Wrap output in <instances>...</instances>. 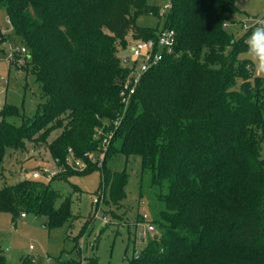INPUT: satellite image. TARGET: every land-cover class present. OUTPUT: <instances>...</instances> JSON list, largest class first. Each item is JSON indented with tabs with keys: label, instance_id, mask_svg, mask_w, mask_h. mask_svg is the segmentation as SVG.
Listing matches in <instances>:
<instances>
[{
	"label": "trees",
	"instance_id": "trees-1",
	"mask_svg": "<svg viewBox=\"0 0 264 264\" xmlns=\"http://www.w3.org/2000/svg\"><path fill=\"white\" fill-rule=\"evenodd\" d=\"M169 4L161 15V6L148 0H0L13 29L5 34L0 27V43L25 49L10 63L24 57L42 99L33 116L14 105L0 109V168L6 149L47 142L62 129L47 144L59 173L49 183L31 177L0 188V212L14 219L44 216L48 228L60 227L73 217L72 199L52 182L95 169L101 171L97 196L119 205L128 174L106 164L119 151L141 157L165 206L151 221L156 233L129 264H264V84L253 76L252 63L238 58L250 31L235 40L226 29L238 12L236 0ZM145 15L162 25L140 26ZM166 28L177 33L173 54L143 75L125 108L120 92L129 71L118 46L127 49L132 40L156 38ZM111 132L100 167L81 171L68 163L71 154L83 160L97 154ZM0 264H6L2 254ZM19 264L36 262L28 256Z\"/></svg>",
	"mask_w": 264,
	"mask_h": 264
},
{
	"label": "rangeland",
	"instance_id": "rangeland-1",
	"mask_svg": "<svg viewBox=\"0 0 264 264\" xmlns=\"http://www.w3.org/2000/svg\"><path fill=\"white\" fill-rule=\"evenodd\" d=\"M169 2L148 0V3L161 6L162 9ZM236 5L238 12L230 15L226 29L235 40H239L251 30L258 16H264V0H236ZM159 22L162 25V20L150 15L140 16L137 20L140 26L150 28L157 27ZM244 24L250 28L245 29ZM0 27L5 34L13 30L5 8H0ZM11 47L20 46L12 42L0 43V109L5 104L14 105L27 116H33L42 101L41 88L36 77L25 71L23 56L15 65L10 63ZM126 50L118 46L119 57ZM238 58L252 63L244 52ZM11 59H15V56ZM251 71L253 76H257L253 68ZM260 77L264 84V76ZM240 83L238 81V86ZM9 120L16 124L20 122L16 117ZM61 131L59 128L53 130L47 142L39 139L27 141L24 150L6 149L0 168V188L31 179V173L35 170L59 171L47 144ZM119 144L120 139L115 140L116 148ZM102 157V154H97L92 167H100ZM106 164L112 172L125 171L128 174L124 188L126 196L119 205L104 200L99 209L94 208V199L99 197L97 194L101 182V171L95 169L87 174L72 175L68 180L57 179L52 182L53 187L62 192L63 198L69 196L72 199L73 217L60 227L48 228L44 216L27 214L14 219L11 213L0 212V254L4 256L6 264H19L28 256L36 264H58L68 260H77L80 264L92 257H97L98 264H129L136 251H140L157 231L154 226V231L142 237L141 233L147 227L142 216L146 214L152 224L151 221L159 218L165 206L154 196L151 172L142 169L139 155L127 157L116 151L107 158ZM36 180L49 183L51 179L41 176ZM109 191L108 188L107 199ZM63 198L57 201V205L61 204ZM103 217L107 220L104 221Z\"/></svg>",
	"mask_w": 264,
	"mask_h": 264
},
{
	"label": "built area",
	"instance_id": "built-area-1",
	"mask_svg": "<svg viewBox=\"0 0 264 264\" xmlns=\"http://www.w3.org/2000/svg\"><path fill=\"white\" fill-rule=\"evenodd\" d=\"M170 8V4H168L165 9L161 10V15H165L167 10ZM167 9V10H166ZM256 21L264 22V16H258ZM245 29H249L248 24H244ZM177 43V33L174 29H161L158 33L156 38L151 39H137L132 40L129 44V47L125 51L123 55L120 56L121 64L124 68H126L129 73L124 80L120 96L122 98V102L125 105V108L129 105L130 101L132 100V97L135 95L137 87L139 86L141 79L143 75L159 65H161L165 59L172 55L175 49ZM21 51L22 53L25 52V49L22 48H13L11 47V53L9 58L11 59L14 55V52ZM122 120V116L119 117V119L116 120L115 126L117 127L119 123ZM113 137V132H111L108 136H106L103 139L102 142V150L99 151L97 154H102V160L105 158L106 150L108 148V145L111 141V138ZM97 154L93 153H86L84 159H76L72 154L67 159L68 163H74L75 167L78 170L84 171L90 167V165L93 164L94 158L97 156ZM103 162V161H102ZM102 162H100V165H102ZM60 171V170H59ZM59 171H50L47 169L43 170H35L32 171L31 177L34 179H37L41 176H45L48 179H52ZM104 196L101 195L100 197H96L94 199L95 203V209H99L100 203L103 202ZM99 212V210H98ZM24 217V215H22ZM144 218V222H147V227L145 231L141 233L142 237H145L152 231H154V226L149 223L148 216L144 214L142 216ZM103 220H107L106 217H103ZM139 255V251H136L135 256ZM80 264H88L86 261H83Z\"/></svg>",
	"mask_w": 264,
	"mask_h": 264
},
{
	"label": "clouds",
	"instance_id": "clouds-1",
	"mask_svg": "<svg viewBox=\"0 0 264 264\" xmlns=\"http://www.w3.org/2000/svg\"><path fill=\"white\" fill-rule=\"evenodd\" d=\"M244 54L251 59L255 74L264 76V22L256 21L251 28L245 40Z\"/></svg>",
	"mask_w": 264,
	"mask_h": 264
}]
</instances>
